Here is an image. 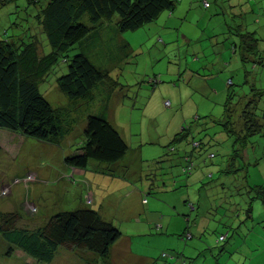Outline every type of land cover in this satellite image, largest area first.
Here are the masks:
<instances>
[{"label": "rangeland", "instance_id": "obj_1", "mask_svg": "<svg viewBox=\"0 0 264 264\" xmlns=\"http://www.w3.org/2000/svg\"><path fill=\"white\" fill-rule=\"evenodd\" d=\"M44 1L40 0L35 6L26 5L25 0H9L4 1L3 4L0 2V38L10 35L23 37L25 41H29L33 33L38 53L47 52L49 46L34 16ZM206 1L210 4L208 8L201 5L202 0H178L173 9L176 18L172 20L173 25H169L173 33L165 34L163 38L158 37L159 41L151 38L155 37L152 34L153 30H164L162 20L159 22L153 20L134 31L113 32L111 29H102L98 37L92 32L89 41L83 44H87L85 52L94 65L110 70L107 80L113 82L112 86L115 90L107 104V119L126 140H130L132 147L142 144L143 153L153 151L155 154L153 156L161 155V151L163 152L164 146L174 133L190 125L192 119L196 117L195 114L216 119H221L223 116L226 101L223 93L211 94L205 98V95L201 97L200 91L194 90L195 94L191 95L189 91L192 89L191 83L188 84L186 79L177 75V71L183 69L187 63L215 60L219 58L220 52L225 53L224 61L230 60V65L228 64V68L220 72L218 80L212 82L219 90L224 86L225 90L233 91L229 103L231 120L238 119L239 110L250 84L254 83L257 88L264 89V64L258 65L255 69H251L249 65L247 69L250 73L245 82L241 64L237 73L235 65L239 53L237 51L235 54L230 53V48L238 39L234 31H229V28H233V20L248 25L252 21L250 18L256 17L259 27L256 36L260 39L258 47L264 50L262 0H250V2L244 0L252 3L254 8V12L248 11L244 22L239 21L238 18L233 19L232 13L235 9L229 5V1L233 2L232 0ZM81 19L88 22L86 14ZM209 20L210 24H208ZM109 24L114 25V21H110ZM183 35L190 37L191 40H184ZM125 41L135 50L133 51L135 55L122 60L121 49L124 51L122 45ZM64 69L65 67H62V71ZM55 76L52 72L48 74L38 82V89L52 107H68V114L73 116L74 120L67 135L54 142L38 141L33 138H26L21 142L17 138L12 140L11 146L4 143L5 148L0 152V212L18 213L20 218L17 227L28 231L42 227L50 216L58 212L89 208L92 201L89 193L81 197L79 187L74 183L78 181L74 171L70 173L65 171L57 177L64 166L63 157L74 151V147L80 142L86 111L74 112L73 105L71 103L69 105L66 95L58 89L54 81ZM151 76H156V84L152 89L146 80ZM228 77L230 82L226 81ZM103 84L104 82H99L93 88L95 97L88 102V110L94 111L103 103V98L98 95L100 94L98 88L96 89V87L100 89ZM261 97L259 111H256L258 116L264 111V93ZM165 101L168 105H165ZM220 127L209 125L205 131L199 133L201 136L215 135L213 140H217L209 149L214 157L206 159L204 164L197 165V169L203 171L201 179L205 183L202 186L204 194L210 199L209 203L203 202L201 207V214L206 218L202 222L209 220L208 225L203 227L204 235L201 243L196 237L184 239L177 235L176 230L185 226L182 223L171 228L174 234L171 232L169 237L134 239L132 241L134 250H147L151 247L156 250L158 246L171 244L170 250L167 251L179 252V254L184 251V256L195 260V264L199 258H205L201 264H264V209L261 202L252 199V218L246 220L240 208L246 207L248 195L244 194L246 199L243 198L246 201L243 202L241 196H231V201L240 205L238 209L241 213L238 219L235 218L236 214H233L232 210L224 211L221 203L217 202L222 192L224 195L234 193V183L238 184L236 188L249 192L246 182L250 184L264 182V129L254 132L249 137L246 151H243L246 162L250 163L249 167L247 165L245 169L231 177L223 176L212 182L209 181L208 172H212L215 176L218 170L225 166V159L228 158L232 146V137L228 138L226 134L219 132ZM128 131L131 132L130 138ZM151 142L155 146L149 145ZM69 143L74 146L68 147ZM146 158L149 157L146 155ZM131 168L132 171L141 172L140 166L133 164ZM69 175L71 178H68ZM62 177L72 183L60 181L56 184L59 181L57 179ZM220 183L223 184L224 189ZM196 189L192 185L189 187L188 194L191 199L197 200ZM97 195L98 199L104 201L107 199L109 203L112 200L111 194L100 188H97ZM194 215L195 212L193 217ZM125 222L120 220L122 227L129 224V221ZM228 222H234L233 227H236L234 231L223 227V224L228 225ZM226 231H229V234L225 241L216 242V238ZM222 246L223 250L220 249ZM7 247L8 244L0 235V264H97L82 252L77 253L75 251L78 250L65 247H59L49 262H37L17 250L6 256Z\"/></svg>", "mask_w": 264, "mask_h": 264}, {"label": "trees", "instance_id": "obj_2", "mask_svg": "<svg viewBox=\"0 0 264 264\" xmlns=\"http://www.w3.org/2000/svg\"><path fill=\"white\" fill-rule=\"evenodd\" d=\"M4 1L9 0H0L2 4ZM232 1H229V5L235 9L232 13L233 19L238 18L239 21L244 22L248 11L254 12L253 4L248 3L250 0ZM25 2L26 5L35 6L40 0H25ZM177 2L178 0H45L42 2V6L34 16L49 46L47 52L38 53L37 43L31 30L29 41H25L23 37L10 35L0 38V140L5 136L4 140L7 141L9 135H14L54 142L67 135L74 120L73 116L68 114V107H52L38 89V82L52 72L56 75L54 81L58 89L66 95L69 105L70 103L73 105L74 112L86 111L82 137L74 151L64 156L65 165L84 170L91 161H94L104 165L106 174L116 173L112 170V166L124 157L129 147L125 137L107 119V104L113 90L107 93L99 92L98 95L103 98V103L94 111L88 110V102L95 97L93 88L99 82L113 84L107 80L110 70L94 65L85 52L87 44H83L89 41L92 32L98 37L102 29H113V32L134 31L156 20L161 13L171 12ZM203 2H207V6H204ZM201 4L205 8L210 6L206 0H202ZM261 5L264 6V0ZM85 14L87 23L81 19ZM250 19L252 21L249 26L233 20V28H229V31H234L233 33L237 35L238 41L232 43V48L234 52L239 53L244 82L250 73L247 69L249 65L251 69H255L258 65L264 64V50L258 47L260 39L256 36L259 28L257 19L256 17ZM110 21H114V25H110ZM122 47L124 48V51L121 49L122 59L135 55L126 41ZM62 67H65L64 71ZM155 78L156 76L146 78L151 89L156 84ZM263 93L264 89L257 88L254 83L250 84L239 110L238 119L231 120L229 103L233 91L228 89L222 118L196 116L190 125L181 128L172 136L164 146V154L171 152L170 155H177L174 159L181 163L176 162V165L178 164L181 173L187 176L197 166L200 157L204 159L214 157L209 149L217 142L213 140L215 135L201 136L199 133L205 131L209 125H218L221 126L219 132H223L228 138L232 137V146L228 158L225 159V166L219 169L215 176L209 175V181L216 182L223 176L231 177L245 169L247 165L249 167L250 163L246 162L243 151H246L249 137L254 132L264 129V111L259 114L261 116L256 113L259 111V101ZM179 146H186L188 149L179 154L177 152L180 150ZM204 184L201 183V187ZM237 185L233 184L235 194L224 195L222 192L217 202L221 203L224 211L232 210L237 219L241 212L245 220L252 218V199L259 200L264 209V182L260 184L246 182L249 192L236 188ZM220 186L224 189L223 184L220 183ZM244 194L248 195L249 201L244 200ZM234 195L241 196L242 202L246 201L244 209L240 208L238 203L231 201V196ZM190 208L193 209V206L191 205ZM19 218L18 213L0 212V235L8 244L5 255L10 256L17 250L37 262H49L59 247L88 251L105 260L110 246L121 235L116 225L102 218L99 211L91 207L58 212L50 216L42 227L33 231L17 227ZM225 228L234 231L236 227L227 225ZM186 233L189 234L188 238H191L187 226L180 236L187 239ZM228 234L229 231L220 234L216 242H224ZM220 249L223 250V246ZM161 253H168L172 258L162 257ZM161 253L159 258L162 262L176 259V255L182 264L195 261L177 252L176 255L171 251Z\"/></svg>", "mask_w": 264, "mask_h": 264}, {"label": "crops", "instance_id": "obj_3", "mask_svg": "<svg viewBox=\"0 0 264 264\" xmlns=\"http://www.w3.org/2000/svg\"><path fill=\"white\" fill-rule=\"evenodd\" d=\"M174 12L172 10L171 12L161 13L159 17L154 20L156 22L162 20L161 23L164 30H153L152 34H154L156 38L153 37L151 39L159 41L158 37L163 38L165 34L171 35L173 33V30H171L169 25H173L172 20L176 18L174 16ZM210 20L212 21L213 19ZM210 20L208 21V24L211 23ZM111 31H113V29H111ZM230 35L233 34L230 33ZM205 36L209 37L206 34ZM182 37L184 40H191V38L186 35H183ZM230 49V53L235 54L232 46ZM131 50L135 51L133 49ZM214 53L216 52L214 51ZM225 57L226 55L222 51L220 52L218 59L216 58L215 60L207 62L194 61V64L189 62L184 66L183 69H181L179 72L177 71V75L186 79L188 84L191 83L192 89H189L191 95L195 94V90L200 91L201 97L202 95H205V98H207L211 94L223 93L225 98L227 90H225L224 86L219 90V88L212 82L215 79L218 80L217 78H220V72H223L228 64L230 65V60L227 62L224 61ZM238 62L236 61L237 65L234 63V65L237 66V73L239 72V65L241 64L239 57ZM206 70L211 72L208 73ZM226 81L229 82L230 78L228 77ZM97 88L99 92L104 93H107L110 90H115V88H113V86L108 83H104L100 89L99 87H96V89ZM195 116L198 115L195 114ZM128 133V138H130L131 132L128 131ZM3 137L5 139V136ZM16 137L21 142L26 140V138H23L22 136L14 135H9L7 141L1 137V152H3L5 148L4 143L8 146H11L12 140L14 141L17 139ZM126 141L129 147L128 151L119 162L112 166V170L116 172L114 174H106L104 171V165L94 161H91L84 170L73 169L72 167L66 166L64 163L61 171L58 172L57 177H59L60 174L64 173L65 171H67V173L74 171L75 176L78 177V181L74 183L78 185L81 197L83 198V196L85 197V195L89 193L92 200L89 207L98 210L102 218L116 225L121 233L119 238L110 246L108 257L105 260H101L97 255L88 251L75 252H82L84 256L95 260L97 264H182L180 259L177 257L176 252L174 251H171L176 255V259L174 260L167 259L168 261L162 262V260L159 258L161 252L170 250L171 244H168V246H166L167 244L158 246L156 250L153 247L147 250H134V242L132 241L134 239L139 240L140 238L149 239L151 237L158 238L160 236L169 237L173 231L171 230L172 227L179 224L182 225V223H184L185 226H182L179 230H176V233H178L177 235L180 236L187 226L191 233V238L196 237L201 243V239L204 235L203 227L208 225L209 221L207 220L202 222L203 219L206 218L203 217V214H201V207L203 202L209 203L210 201L209 197L204 194V190L201 187V183H203V180L201 179L203 171L202 169H197L196 166L190 174L185 176L181 173L178 164L176 165V162L181 163L180 161H176L174 159L177 157V155H170L171 152L165 155L163 148L161 155L156 157L153 156L155 155L153 154V151L143 153L142 144H137L135 147H132L130 145V140ZM7 142H9V144ZM149 145L155 146L152 142L149 143ZM73 146L74 144L69 143L68 147ZM76 147L77 146L74 148ZM179 149L180 150L177 152L180 154L181 151L188 149V147L179 146ZM62 153H64V150ZM146 155L149 158H146ZM206 161L207 160L204 159V157H200L199 160H197V163L204 164ZM133 164L135 166H140L142 168H140L141 172L132 171L131 166ZM208 173L209 175L214 176L212 172ZM57 180L56 184H58L60 181H66L70 184L72 183L68 180H65L64 177ZM191 185L197 188V200L191 199L188 194V189L191 187ZM97 188H100L102 191L111 194L112 200L110 203L107 199H105V201L104 199H98ZM85 190L88 191L85 192ZM191 205L193 206V209L190 208ZM193 212H195L194 217ZM139 214L141 216H139ZM120 220L126 221L125 223L129 221V224L125 227H122ZM233 224L234 222H228V225L233 226ZM156 225H159L160 227L156 229ZM226 226V224H223V227ZM172 233L174 234V232ZM171 247H173V244ZM205 252L208 251L205 250ZM204 259L205 258L197 259L196 264H201V261ZM190 264H195V261L191 260Z\"/></svg>", "mask_w": 264, "mask_h": 264}, {"label": "built area", "instance_id": "obj_4", "mask_svg": "<svg viewBox=\"0 0 264 264\" xmlns=\"http://www.w3.org/2000/svg\"><path fill=\"white\" fill-rule=\"evenodd\" d=\"M203 4H204V6H207V2H203ZM164 103H165V105H168V102L167 101H165ZM210 156H212V155H210ZM73 169H76V168H73ZM68 178H71V175H69ZM156 228H159V225H156ZM185 237L188 238L189 237V234L186 233L185 234ZM161 256L162 257H165V258H169V259L172 258V256L170 254H168V253H161Z\"/></svg>", "mask_w": 264, "mask_h": 264}, {"label": "bare ground", "instance_id": "obj_5", "mask_svg": "<svg viewBox=\"0 0 264 264\" xmlns=\"http://www.w3.org/2000/svg\"><path fill=\"white\" fill-rule=\"evenodd\" d=\"M18 29H20V28H18ZM172 150V149H171ZM160 227V226H159Z\"/></svg>", "mask_w": 264, "mask_h": 264}]
</instances>
